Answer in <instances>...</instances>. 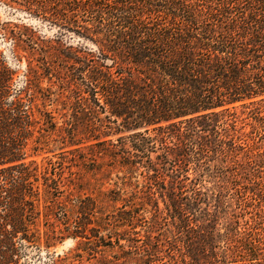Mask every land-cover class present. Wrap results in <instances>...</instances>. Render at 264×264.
Here are the masks:
<instances>
[{"label":"trees","instance_id":"obj_1","mask_svg":"<svg viewBox=\"0 0 264 264\" xmlns=\"http://www.w3.org/2000/svg\"><path fill=\"white\" fill-rule=\"evenodd\" d=\"M24 2L94 47L14 38L20 85L0 53V264L66 237L100 264H264V217L202 178L258 148L238 110L264 133V0Z\"/></svg>","mask_w":264,"mask_h":264},{"label":"rangeland","instance_id":"obj_2","mask_svg":"<svg viewBox=\"0 0 264 264\" xmlns=\"http://www.w3.org/2000/svg\"><path fill=\"white\" fill-rule=\"evenodd\" d=\"M70 25L72 26L63 19L53 18L49 13H43L41 9L37 10V5L30 8L24 0H0V53L5 57L7 63L17 71L14 84H22L23 72L26 69V60L19 61L15 55L14 38H22L25 43L39 39L53 43L60 41L58 52L61 53H66L67 47L75 48L81 45L94 47L92 42L82 38L72 29H68ZM61 63L63 62L58 59L55 64L57 67H63ZM54 80L56 85L53 89L58 95L63 91L60 88V85L63 84L56 78ZM47 84L45 81L44 85ZM66 93L68 94V92ZM237 113L240 118L237 126L239 132L254 135V141L258 148L253 149L248 156L241 152L237 157L240 165L233 164L229 159L224 163L221 160L208 161L210 164L207 165L211 169L204 170V177L202 178L204 185L210 191L216 192L218 189H223V200L228 203V212L241 214L242 220H249L251 216L253 218H257L259 215L264 217V133H258L261 129L260 124L254 118L247 117L248 114L243 113L242 109L238 110ZM59 120L62 121L61 118ZM253 126L256 127V130L253 129ZM118 136L114 135L113 138ZM58 151V149L55 150V152ZM52 154V152H42L36 156V159L41 162L43 157H52ZM214 163L219 164V166H226V169L218 172L219 170L212 168ZM190 172L192 176V169ZM111 177L113 179L106 183L107 188H113V183L117 180L115 173ZM168 220L169 224L164 227L176 232L177 229L172 224L171 218ZM79 241L78 238L66 237L48 248L44 245L41 246L40 250L30 248L31 257L28 264H100L99 261L102 257L114 259L115 249L101 246L98 248L100 253L90 254L91 250H87L79 244Z\"/></svg>","mask_w":264,"mask_h":264}]
</instances>
